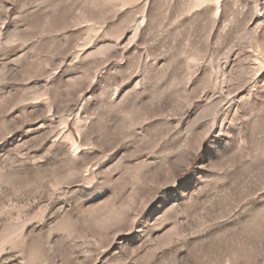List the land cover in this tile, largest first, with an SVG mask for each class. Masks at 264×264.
I'll return each instance as SVG.
<instances>
[{
  "label": "rangeland",
  "instance_id": "1",
  "mask_svg": "<svg viewBox=\"0 0 264 264\" xmlns=\"http://www.w3.org/2000/svg\"><path fill=\"white\" fill-rule=\"evenodd\" d=\"M0 264H264V0H0Z\"/></svg>",
  "mask_w": 264,
  "mask_h": 264
}]
</instances>
